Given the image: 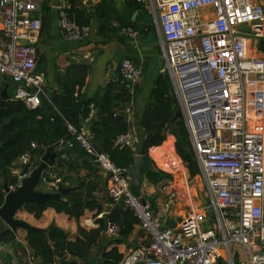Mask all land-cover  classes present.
I'll use <instances>...</instances> for the list:
<instances>
[{"label":"built area","instance_id":"built-area-1","mask_svg":"<svg viewBox=\"0 0 264 264\" xmlns=\"http://www.w3.org/2000/svg\"><path fill=\"white\" fill-rule=\"evenodd\" d=\"M120 1L139 4L151 16L162 73L168 75L182 111L205 204L195 207L190 194L167 185L162 186L165 194L154 207L145 199L141 202L142 196L130 191L129 169L116 167L97 151L82 127L76 140L107 176L110 207L122 202L144 232L143 241L118 264H235V258H241L234 245L242 248L247 259L241 264H264V60L248 53V38L262 36L264 5L260 0ZM69 9L67 0H61L59 33L64 39H81L86 26L78 25ZM40 12L41 0H0L4 38L0 41V75L10 80L13 96L28 108L38 107L45 95L44 79L34 73ZM240 25L248 26L254 35L239 31ZM112 26L132 39L139 36L131 26L115 21ZM141 74L142 68L130 60L120 62L119 75L128 90L133 91ZM205 74L211 88L203 80ZM193 75L207 91L202 89V95L186 99L181 82ZM116 143L132 147V130L119 135ZM62 149L60 142V158L68 160ZM20 163L28 172L38 166L28 155ZM13 174L17 182L9 187L11 191L22 179L18 168ZM40 182L50 184L55 192L61 187L53 172L42 174ZM180 202L189 207L188 215L173 219L174 228L163 229ZM107 232L114 235L116 230L109 226Z\"/></svg>","mask_w":264,"mask_h":264},{"label":"trees","instance_id":"trees-1","mask_svg":"<svg viewBox=\"0 0 264 264\" xmlns=\"http://www.w3.org/2000/svg\"><path fill=\"white\" fill-rule=\"evenodd\" d=\"M67 2L70 4L68 14L74 16L78 25L87 26L89 19L75 3L76 0ZM41 6L44 11H48V0H43ZM133 6L140 8L139 4ZM113 21H117L120 26L141 29L132 22L113 17L111 21L100 22L99 34H119V27L112 26ZM258 50L264 53V38L260 40ZM88 72V65H69L65 75L57 78L56 89L51 92L45 90V95L41 96V103L36 108H28L22 100L13 96L12 90H8L9 97L0 108V206L5 195L3 185L8 181L13 184L17 182L16 177L9 175L12 163L23 155H28L34 165H39L40 158L47 151L57 152L59 143L63 142L62 151L71 159L68 161L60 158L61 163L66 165L68 171H76L80 167L87 171V175L78 176L74 180L61 178L60 186L77 188L41 205L28 203L25 210L39 218L45 209L53 208L57 213H64L76 221L87 210L94 211L96 216L105 211L104 202L97 197L104 185V177L94 172L97 167L92 163V155L79 145L76 134L88 123L89 134L96 142L94 148L104 153L116 167L130 169L135 155L133 146L120 147L116 140L119 135L131 129L121 112L130 107L136 90H128L119 76L106 84L95 107L82 93ZM6 81L7 78L1 79L0 89ZM177 108L178 101L171 81L166 73H161L153 82L141 119L144 133L141 155L148 158L151 148L165 143ZM69 127L74 131L69 130ZM170 134L175 137L172 145L174 154L187 165L191 176L198 174L199 169L182 119L176 120ZM55 169L48 167L43 175L55 173ZM167 178L168 175L158 169L146 171L144 175V180L150 184L160 183ZM1 181L4 183L1 184ZM109 201L108 197L106 204H110ZM95 223L97 227L94 229L79 227L77 234L72 237L55 225L45 230L27 232L24 238L26 247H20L21 252H27L36 259L37 264H77L78 261L89 264L95 258H99V264H118L124 256L118 245L129 243L138 225L137 217L121 202L109 208ZM109 226L115 228L116 234L109 237L107 242L106 232ZM15 241V234L0 220V242Z\"/></svg>","mask_w":264,"mask_h":264},{"label":"crops","instance_id":"crops-1","mask_svg":"<svg viewBox=\"0 0 264 264\" xmlns=\"http://www.w3.org/2000/svg\"><path fill=\"white\" fill-rule=\"evenodd\" d=\"M42 1L43 0H41V3ZM260 1L264 5V0ZM75 3L78 4L79 8L84 10L89 19L85 35L78 40H68L61 37L58 27V7H52L51 0H48V11H44L41 6V30L34 42L37 51V63L34 73L40 75L44 79V89L47 92H51L56 89L57 78L65 75L69 65H88L89 72L82 93L84 98L91 100L95 104V102H99L106 84L109 81L116 80L120 76L119 64L123 59H128L135 65L141 67L142 74L134 84L133 89L136 90V94L126 117L134 135L133 149L135 155L141 154L144 140V133L141 126L143 111L145 105L149 101L153 82L156 77L162 73L163 68V61L157 44L158 39L151 25V16L149 12L142 7H135L133 3L125 4L120 0H76ZM113 17H118L122 21L132 22L141 27V29L132 27L139 32L138 38L132 39L120 33L117 35L111 33H107L106 36L100 35L98 32L100 22L111 21ZM3 39L2 23L0 20V41ZM6 78V76L0 75V84L2 83L1 79ZM7 80L6 84L9 86L8 90H13V84L8 78ZM171 130L172 128L168 131L163 145L153 147L148 152V157L152 159L155 169L167 174L169 178L163 179L157 184H150L143 179L139 188V195L150 202L153 207L155 201H159L165 194V192L161 190L162 186L167 185L172 188L176 185L174 179L173 183L170 180L171 176L175 175L172 167L178 161L172 149L175 137L170 134ZM84 131L86 135L91 136L89 134L88 123L84 125ZM70 159L71 157L68 156V161ZM21 166L20 159L12 163L9 168L10 177H14L13 171L17 168L20 171ZM52 167L56 168L54 174L59 181L61 178L74 180L78 176L82 177L87 175V171L80 167L77 168L76 171H68L66 165L61 163V159L57 157ZM94 172L104 177V185L101 191L97 193V197L105 204V211L103 213L96 216L94 211L87 210L83 216L76 221L69 218L64 213H57L53 208H47L42 212L39 218H36L27 212L24 208L25 206H23L15 213L14 218L23 221L37 230H45L49 226L55 225L71 237L77 234L79 227L86 230L96 228L97 224L95 220L103 217L111 207L110 204H106V200L108 199L107 176L98 168H95ZM3 183L4 181H1V184ZM5 184H7L8 187L13 185L10 181ZM35 190L55 193L50 187V184H43L40 181ZM195 207L198 206L195 205ZM185 209L184 204L180 202L174 207L170 219L178 221L183 216L180 213L188 215L189 210L185 211ZM0 220L10 229L2 219ZM13 233L16 236V241L14 243L0 242L2 248L4 247V251L9 255H11V249L17 246V244L20 245L21 248L26 247L24 238L27 231L22 228H17ZM106 236L108 242L109 237L113 236V234L106 232ZM143 238L144 232L137 225L135 233L130 238L129 243L118 245V249L124 255L129 249H132L133 242L139 244L143 241ZM15 252L16 251L13 253ZM16 254L18 256V251ZM18 259L20 260L19 257ZM13 260L15 261L13 262L14 264H20L17 259L14 258Z\"/></svg>","mask_w":264,"mask_h":264},{"label":"water","instance_id":"water-1","mask_svg":"<svg viewBox=\"0 0 264 264\" xmlns=\"http://www.w3.org/2000/svg\"><path fill=\"white\" fill-rule=\"evenodd\" d=\"M51 6L60 7L61 0H51ZM238 30L248 35H254V32H252L251 29L245 25H240L238 27ZM262 35L264 36V26H263ZM8 88L9 86L6 83L2 84L1 86L0 108L9 97ZM97 104L98 103L95 102L94 106L97 107ZM121 114L125 118L127 117L126 112H121ZM181 118H182V111L179 107L176 109V111L173 114L171 120L172 124L169 130L171 128H174L176 120ZM88 140L92 145L96 144L94 137L91 136L88 138ZM56 157L57 158L61 157L60 151H57L55 153H50L49 151H47L46 154L40 158L39 165L30 172H28V169L25 165H22L19 171V176L22 177V179L20 185L16 188V190L11 191L7 184L3 185V191L5 195H4L3 203L0 206V219H2L13 232H15L17 228L25 229L27 232L37 230L36 228L27 225L23 221L14 218L15 213L23 206H25L28 203H35L37 205H41L42 203L50 200L51 198L56 199L61 196H65L69 192L77 188L75 186H61L58 188V190L55 193H46L35 190L37 185L39 184L41 175L46 170V168L52 167L54 165ZM149 170H155L152 159L149 157L146 158L141 154L134 155L133 163L126 174L129 177L130 190L134 195L136 196L139 195V188L144 179L145 172ZM141 202L143 203L145 202L144 198H141ZM175 225L176 224L172 219H167L164 222L163 229L174 228ZM136 245L137 243L133 242L132 249H135ZM99 262H100L99 258H95L94 260L89 261V264H99Z\"/></svg>","mask_w":264,"mask_h":264},{"label":"rangeland","instance_id":"rangeland-1","mask_svg":"<svg viewBox=\"0 0 264 264\" xmlns=\"http://www.w3.org/2000/svg\"><path fill=\"white\" fill-rule=\"evenodd\" d=\"M262 38H264L263 35L258 38L256 37L248 38V53L251 55H257L261 59L264 60V53L258 50V45ZM203 77H204L203 78L204 82L208 83L207 85H209L211 88L212 84L208 81V74H205ZM194 78H196V76L193 75L186 79L187 82L185 81V84H187L185 85L186 90H187L185 92L186 99L191 98L195 95L199 96L203 94L202 93V89L204 90L203 84L200 81L198 83H195ZM173 91H174V87H173ZM178 108H179V105H178ZM172 168L174 169V172H175V175L172 174L174 176H171L170 178L172 183L174 179V181L176 182L175 186L180 189L182 194L185 192L186 194L187 193L190 194L192 196L194 205H197L198 207H201L202 205H204L205 204V194H204V188H203L202 180L200 179L199 173L194 176H191L187 165L180 159H178L177 163ZM185 208H186L185 211L189 210L188 206H185ZM180 214L182 215L183 213H180ZM233 250L239 253L241 261L245 263L247 262L245 254L240 246L234 245ZM11 251H10L11 255H9L6 251H4V247L2 248V246L0 245V264H14L13 263L15 262L13 260L14 258L17 259V261L20 262V264H37L36 259H33L27 252L26 253L21 252L22 249L20 248V245L14 246L11 249ZM14 251L16 252L18 251L19 253L18 256L16 252L13 253ZM18 257L20 258V260L18 259ZM241 261L237 259V257L235 258V264H241ZM77 264H82V263L78 261Z\"/></svg>","mask_w":264,"mask_h":264},{"label":"bare ground","instance_id":"bare-ground-1","mask_svg":"<svg viewBox=\"0 0 264 264\" xmlns=\"http://www.w3.org/2000/svg\"><path fill=\"white\" fill-rule=\"evenodd\" d=\"M194 80H195V83H198L199 82V79L198 78H194ZM185 85H187V84H185L184 82L183 83L181 82V86H180L181 91H182V89L184 90ZM204 89H205V86H204ZM205 91H207V90L205 89Z\"/></svg>","mask_w":264,"mask_h":264}]
</instances>
